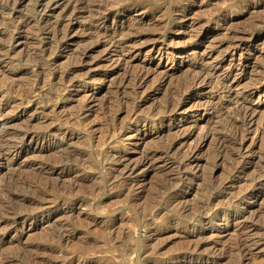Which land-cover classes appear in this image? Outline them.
I'll use <instances>...</instances> for the list:
<instances>
[{
	"label": "rangeland",
	"instance_id": "obj_1",
	"mask_svg": "<svg viewBox=\"0 0 264 264\" xmlns=\"http://www.w3.org/2000/svg\"><path fill=\"white\" fill-rule=\"evenodd\" d=\"M9 1L4 264H264V0Z\"/></svg>",
	"mask_w": 264,
	"mask_h": 264
},
{
	"label": "bare ground",
	"instance_id": "obj_2",
	"mask_svg": "<svg viewBox=\"0 0 264 264\" xmlns=\"http://www.w3.org/2000/svg\"><path fill=\"white\" fill-rule=\"evenodd\" d=\"M10 4H11V2H10L9 0H6V2H5V6H4L3 10L8 9ZM105 20H106V16H105V17H101V16H100V17H97L95 21H96V22H98V21H100V22H104ZM236 46H238V44H236ZM238 109H240V108H238ZM240 111H241V110H240ZM239 114H240V113H239ZM132 119H133V118H132ZM135 119H136V118H135ZM135 119H133V120H135ZM129 120H130V119H129ZM243 120H244V119H243ZM231 121H232V120H231ZM233 121H234V120H233ZM237 122H238V121H234V122H233V126H235L236 128L239 127V125H240V124L237 123ZM239 129H240V128H239ZM49 131H50V130H49ZM234 137H235V136H234ZM220 138H221L220 141L218 140V141H219V142H218V144H219V148L217 147L218 149H220V150L222 149V150H223V148H228V147H230V146H232V145L234 146L235 140H234L232 137H225V138L220 137ZM203 142H204V141H203ZM237 142H238V141H237ZM216 146H218V145H216ZM230 148H231V147H230ZM156 149H157V148H156ZM150 150H151V149H150ZM218 151H219V150H218ZM225 151H226V150H225ZM12 152H17V149H14V146H13V145H10V144H6V145L2 144V145H1V144H0V158H4V157H7V156H10L9 153H12ZM153 152H154V151H153ZM153 152H151V153H153ZM218 153H219V155H220V152H218ZM222 153H223V152H222ZM153 154H154V153H153ZM153 154H152V155H153ZM149 157H150L149 155H146L145 160H147ZM7 158H8V157H7ZM237 164H238V163H237ZM237 164H235V165H237ZM134 165H135V164H134ZM134 165H133V166H134ZM233 165H234V164H233ZM262 165H263V164H262ZM135 166H136V165H135ZM230 166H232V165H230ZM131 167H132V166H131ZM235 168H236V166H235ZM240 168H241V167H240ZM129 169H130V168H129ZM231 169H232V168H231ZM261 169H262V166H261ZM131 170H134V168H131ZM131 170H130V171H131ZM235 170H236V169H235ZM237 170H238V169H237ZM203 171H204V170H203ZM230 171H231V170H230ZM232 171H234V169H233ZM260 171H261V172L259 173L258 178L261 179V178H264V168H263L262 170H260ZM204 174H207V173H205V171H204ZM204 174H203V176H204V178H205V175H204ZM249 178H250V177H249ZM249 178H248V179H249ZM253 178H254V177H253ZM168 179H169V178H168ZM254 179H255V178H254ZM260 179H259V180H260ZM207 180H209V179H207ZM205 181H206V180H204V182H205ZM246 181H247V180H246ZM249 181H253V180L250 179ZM257 181H258V180H257ZM165 182H166L165 184H164V182H162L163 184H162V186H161V188H160L161 191L163 192V194H166V193H164V192H166V191L168 190V188H170V187H168L169 185L172 186V184H171L169 181H168V182H169L170 184L167 183V178L165 179ZM173 182H174V181H173ZM207 182H208V181H206L205 183H207ZM210 182H211V181H209L208 183H210ZM212 182H213V181H212ZM255 182H256V181H255ZM122 183H123V182H122ZM122 183H120V184H122ZM205 183L203 184L204 186H205ZM248 183H249V182H248ZM252 183H253V182H251V184H252ZM123 184H124V183H123ZM168 184H169V185H168ZM212 184H214V182H213ZM212 184H211V183L209 184V186L211 187V190H213V189H212ZM124 185L126 186V184H124ZM207 185H208V184H207ZM221 185H222V184H220V186H221ZM209 186H208V187H209ZM216 186H219V185L216 184ZM216 186L214 185V189H215ZM247 186H248V185H247ZM206 187H207V186H206ZM206 187H204V188L206 189ZM210 187H209V189H210ZM247 188H248V187H247ZM209 189H207V190L209 191ZM207 190L205 191L206 193L208 192ZM211 190H210V191H211ZM245 190H246V189H245ZM161 191H160V192H161ZM169 191H170V189H169ZM167 192H168V191H167ZM205 192H204V193H205ZM204 193H203V194H204ZM206 193H205V194H206ZM213 193H214V192H213ZM210 194H211V193H210ZM161 195H162V194H161ZM169 195H170V194H166V195H164V196H165V198H166V197H169ZM207 195H208V194H206L205 196H207ZM211 195H213V194H211ZM162 197H163V196H162ZM203 198H204V197H203ZM207 198H209V197H207ZM207 198H206V199H207ZM207 201L210 202V200H207ZM212 201H213V200H211V202H212ZM208 202L206 203V205L204 204V207H205V206L208 207V206L210 205ZM211 202H210V203H211ZM207 210H208V208H207ZM59 230H60V228H59ZM61 231L63 232V231H66V230H63V229H62ZM58 232H60V231H58ZM62 232H61V233H62ZM63 234H64V232H63ZM58 235H59V234H58ZM60 235H61V234H60ZM60 235H59V236H60ZM64 235H66V234H64ZM64 235H61V236L64 237ZM61 236H60V237H61ZM68 236H69V235H68ZM66 239H67V238H66ZM238 246H239V245H238ZM71 253H72V252H71ZM71 253H70V255H71ZM73 253H74V252H73ZM75 253H76V252H75ZM78 253H79V251H78ZM78 253H77V254H78ZM82 253H83V252H82ZM82 253H81V254H82ZM2 254H3V253H2ZM77 254H75V255H77ZM83 254H84V253H83ZM64 255H65V254H64ZM68 255H69V254H68ZM79 255H80V253H79ZM84 255H85V254H84ZM0 256H2L1 253H0ZM72 256H73V255H72ZM72 256H69L68 258H71ZM82 256H83V255H82ZM82 256H81V257H82ZM6 257H7V256H6ZM73 257H74V256H73ZM73 257H72V258H73ZM65 259H67V258H65ZM6 260H7V259H6ZM6 260L0 258V264H4V262H5ZM68 260H69V259H68ZM68 260H67V261H68ZM70 260H71V259H70Z\"/></svg>",
	"mask_w": 264,
	"mask_h": 264
}]
</instances>
